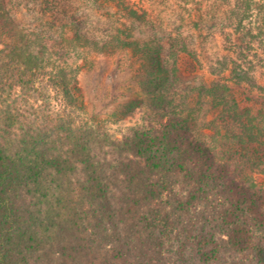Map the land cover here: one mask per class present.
I'll use <instances>...</instances> for the list:
<instances>
[{"label":"trees","instance_id":"trees-1","mask_svg":"<svg viewBox=\"0 0 264 264\" xmlns=\"http://www.w3.org/2000/svg\"><path fill=\"white\" fill-rule=\"evenodd\" d=\"M35 1L45 18L28 22L0 0V93L19 79L64 107L46 129H0V264L35 250L47 264H264V0L195 2L174 30L132 0ZM90 15L113 24L98 34ZM48 39L62 58L131 52L141 92L152 102L155 85L166 109L114 138L106 118L73 111L81 89Z\"/></svg>","mask_w":264,"mask_h":264},{"label":"rangeland","instance_id":"rangeland-1","mask_svg":"<svg viewBox=\"0 0 264 264\" xmlns=\"http://www.w3.org/2000/svg\"><path fill=\"white\" fill-rule=\"evenodd\" d=\"M14 1L18 3L15 11L19 19L33 22L40 17L45 18L42 14H39L40 6L35 0ZM132 2L137 6L143 5L152 18L162 20L167 25V29L174 30L176 19L179 16H186L188 9L195 5V2L200 3L201 8L209 10L213 6L231 5L234 0H194L191 2L187 0H132ZM70 3L71 1H69ZM73 6H76L75 1ZM50 15L47 14L46 23H48ZM112 24V20L99 19L90 15L89 25L98 34L108 31ZM71 34L70 31L69 36ZM183 34L185 37L189 36L187 31ZM55 38H58L57 35ZM187 41H189V38ZM193 42L194 46L203 47L209 53L220 54L221 49L219 50L217 43L215 45L207 41L205 46L202 44L203 42L195 38ZM46 47L49 49L46 54L50 56L52 63L59 69L64 70L67 79L72 83L74 81V84L76 81L81 89L82 95L80 96L84 102V110L80 111L74 108L73 111L80 114L82 118L89 115L106 118V126L114 138H120L122 133L128 132L129 127L137 125L145 116L154 118L161 114V110L166 109L167 102H164V99H161L155 93L158 89L155 85L148 86V89L154 92V98L152 97L154 103L151 102L148 95L145 96L141 92V85L146 84V81H142L141 78L135 76V71L140 63L137 57L132 56L131 52L120 50L115 53L104 54L96 49L74 47L69 49L68 55L62 58L61 56L66 51L59 49L52 40L48 39L46 41ZM220 48H222L221 45ZM35 84L24 85L19 79H15L12 81L13 87L10 90L5 88L4 93H0V117L6 115L13 117L10 127L6 126L4 122H0V129L5 128L8 133L12 131V140L21 137L23 129H46L50 122L53 124L54 118L61 113V109L64 107L58 99H55V101L51 99V105L48 106V98L45 96L44 88L40 87V84ZM143 89L146 90L147 88ZM46 92L52 94L49 88H46ZM176 95L168 94L167 101L181 102V95ZM138 96L142 105H136L132 101ZM205 122L207 123V121ZM209 129L210 127L206 129L208 133L211 132ZM21 195L20 193L16 198L18 201L21 199ZM39 208L44 209L42 216L45 217L46 208L41 206ZM33 246L31 249L35 250L36 244H33ZM47 257L38 250L28 252L24 264H47L45 259Z\"/></svg>","mask_w":264,"mask_h":264}]
</instances>
